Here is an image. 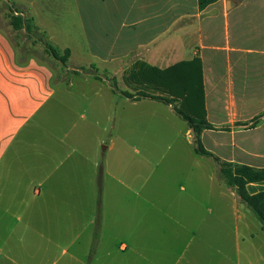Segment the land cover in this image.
I'll return each mask as SVG.
<instances>
[{
    "label": "crops",
    "instance_id": "1",
    "mask_svg": "<svg viewBox=\"0 0 264 264\" xmlns=\"http://www.w3.org/2000/svg\"><path fill=\"white\" fill-rule=\"evenodd\" d=\"M25 3L73 61L113 74L123 91L158 90L135 81L133 70L152 73L199 56L205 118L218 130L240 116L233 72L244 73L250 90L260 59L264 80V0H219L204 10L198 0ZM61 87L59 94L51 68L37 59L19 64L0 30V264H264V228L212 158L191 141L168 145L161 159L159 147L147 145L136 150L140 171L131 176L127 161H102L114 143L87 142L88 112L77 110L73 82ZM144 99L158 101H132ZM104 114L113 118L110 109ZM213 131L202 133L208 151L264 168L207 146ZM186 134L191 140L188 124ZM246 188L264 191V180Z\"/></svg>",
    "mask_w": 264,
    "mask_h": 264
},
{
    "label": "rangeland",
    "instance_id": "2",
    "mask_svg": "<svg viewBox=\"0 0 264 264\" xmlns=\"http://www.w3.org/2000/svg\"><path fill=\"white\" fill-rule=\"evenodd\" d=\"M12 3L15 4L13 5ZM10 5L22 10L25 17L30 18L33 16L25 0H0V30L11 38L14 44L17 45L18 50L24 46L32 51L42 52L43 48L40 42L32 44L33 37H29L24 30H17L12 27L10 24L12 19ZM30 23L40 39L49 42L61 54L63 53L64 50L57 43L50 40L49 33L43 27L35 24L33 20ZM259 60L257 59V73L254 86L253 88L250 86V90L247 88L248 80L243 78L244 73L233 72L234 85L231 90V95L238 97V101L234 99L236 100L234 104L240 108L239 118L231 119L232 121L226 119V122L229 123L227 125H231L230 129H225L226 126L220 127L219 130L213 131L206 138L207 146L215 149V151L216 148L220 149L218 151L223 157L234 158L236 161L240 160L254 164H263L264 162V118L256 127L252 123V120L257 115L264 112V80L262 70L258 66V64L263 65V61ZM53 66V84L58 88V93L61 94L63 92L61 91L62 84L68 85L73 82L74 87H71L70 90L73 92L72 95L80 101L77 110L80 113H84V111L88 112L90 118L87 123H90V128H88L86 136L87 142L90 145H99L100 149H104L109 144H115L116 149L114 152L108 151L102 156L103 162L116 160L119 163L120 161L124 163L127 161L129 167L133 168L131 170L134 171L131 176H136L137 172L140 171L138 170V159L140 155L136 150L141 151L147 145L157 146L160 151L158 158L161 159L167 153V146L170 144L187 145L190 141L193 144V136L190 140L186 134L187 123L166 104L149 99H144L137 103L113 93L107 84H113V74L97 72L89 65L76 63L71 58L66 65L60 62H54ZM85 72L96 73L101 77L98 80L107 83L102 82L96 84L94 81L97 78L92 74H85ZM238 75L239 77H237ZM145 89L147 92H152L153 90L148 91V88ZM160 90L154 89L153 91L162 93L163 90ZM87 97L91 103L90 107H88L85 101ZM243 97L248 100L243 102ZM178 99H180L178 105L183 109H191L193 114L204 115L206 117L205 103L204 107L201 104H195L191 108L183 103V99L180 97ZM109 109L113 115L110 121L105 118L103 119L104 113H107ZM137 114H143L144 116L138 119L136 118ZM83 124L81 121V125ZM234 124L235 126H233ZM104 127L107 129L104 130ZM216 142H222V147L217 145L215 147ZM141 154L146 155V153ZM243 205L255 217L252 210L244 203Z\"/></svg>",
    "mask_w": 264,
    "mask_h": 264
},
{
    "label": "trees",
    "instance_id": "3",
    "mask_svg": "<svg viewBox=\"0 0 264 264\" xmlns=\"http://www.w3.org/2000/svg\"><path fill=\"white\" fill-rule=\"evenodd\" d=\"M219 0H198L200 10H204L209 5ZM13 5L15 3H12ZM12 12L11 25L14 29L24 30L29 37H33V43L40 42L42 45V52H35L26 47L17 49V45L9 38L11 43L17 50V61L19 64L27 63L31 58L37 59L39 62L47 65L51 70L53 69L54 62H60L63 65L71 58L70 49H64L61 54L60 51L51 45L49 42L40 39L36 31L33 29L31 20L34 17H25L24 12L17 7L10 5ZM95 71L94 66H91ZM144 70V69H143ZM151 70V69H150ZM98 72V71H97ZM76 73V72H75ZM76 74H79L78 72ZM85 74H92L97 79L101 77L96 73L85 72ZM132 78L137 82L151 84L154 87L167 92L169 96L151 94L145 91L129 92L120 90L117 83L113 80L111 84L112 90L122 96L131 100L137 101L142 98H150L169 104L173 107L174 111L184 120L192 131L193 144L195 151L203 156L212 158L217 165V175L225 182V184L235 190L240 200L254 213L255 217L264 228V191L250 194L247 190V184L264 180V168H259L247 164L233 163L230 161L222 160L220 157L208 151L202 141V133L204 130H218L216 125L210 123L204 115L193 114L191 109H183L180 103V97L183 103L191 108L193 105H202L204 107V87H203V67L202 60L196 56L191 61H184L178 63L165 70L153 69L149 71H134L131 73ZM186 99V102H185ZM193 101V103H191ZM189 109V108H188ZM194 109V108H193ZM264 118V112L257 115L253 120V126L256 127ZM246 125V124H242ZM229 127H225L228 129Z\"/></svg>",
    "mask_w": 264,
    "mask_h": 264
}]
</instances>
